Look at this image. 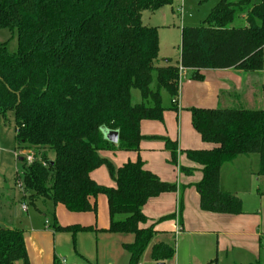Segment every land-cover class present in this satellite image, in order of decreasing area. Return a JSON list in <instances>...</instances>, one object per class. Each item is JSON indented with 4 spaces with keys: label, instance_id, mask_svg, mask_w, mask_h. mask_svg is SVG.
<instances>
[{
    "label": "trees",
    "instance_id": "1",
    "mask_svg": "<svg viewBox=\"0 0 264 264\" xmlns=\"http://www.w3.org/2000/svg\"><path fill=\"white\" fill-rule=\"evenodd\" d=\"M170 0H0V30L16 33V50L0 42V116L13 115L17 149L31 154L20 160L22 200L63 205L70 213L95 212L104 196L110 217L105 230L71 225L58 233L106 232L133 235L124 245L129 264H138L154 238L143 213L146 202L176 186L160 181L142 161L115 169L102 151L137 152L144 138L142 121L162 122L167 109L177 110L179 67L202 80V70L264 69V0H218L200 26L181 29L179 65L158 67V29L144 25L142 13H154ZM243 27H233L236 16ZM155 79V83L153 84ZM132 90L141 101L134 103ZM264 97V86L262 88ZM191 125L210 150L184 152L202 167L195 185L200 208L214 214H241V200L219 187L221 168L238 157L258 160L264 177V108H190ZM103 130L118 132V143L104 139ZM172 162L175 144L168 142ZM53 154V159L49 154ZM106 166L115 183L106 187L90 174ZM187 173V170L182 169ZM117 215L123 220H114ZM168 216L162 220L170 219ZM173 245L150 247V259L174 258ZM28 264L24 231L0 226V264Z\"/></svg>",
    "mask_w": 264,
    "mask_h": 264
},
{
    "label": "crops",
    "instance_id": "2",
    "mask_svg": "<svg viewBox=\"0 0 264 264\" xmlns=\"http://www.w3.org/2000/svg\"><path fill=\"white\" fill-rule=\"evenodd\" d=\"M160 11L162 13L163 8L151 13V15L155 16ZM147 26L156 27L154 23H149ZM159 34L158 30V40H160ZM159 60L163 61L161 58ZM168 62V59H166L163 61L164 64L160 63L158 67L171 65ZM178 65L179 62L176 66ZM198 75L201 76L202 80H192L191 72L189 71H184L182 74L179 81L176 111L167 109L169 106H164L166 110L163 113L162 122L142 121L140 123V133L144 138L141 140L137 152L121 151L114 153L102 151L99 155L107 160L115 169L127 162L140 160L143 162L144 168L154 174L160 181L176 186L174 192L164 193L158 197L149 199L142 209L147 222L140 225L139 228L145 229L153 226L155 231L150 247L158 243L173 245L175 254L171 260L172 264H209L213 261L215 264H225L221 259L218 260L216 257H212L213 250L211 248H206L200 252L203 258L201 260L200 257V261H196V256H193V252L187 253V261L181 260L179 254L182 251L179 247L180 241L187 239L190 234L184 231V226L190 223L200 228L204 224H209L212 226V230H218L216 233L217 242L220 241V235L234 238L237 241L240 238L239 234H249V241L243 240V244L238 247L253 255L255 254L253 240L255 238L261 239L262 236L258 227L259 220L256 223H251V230L249 231L248 227L244 233L239 230L240 228L233 225V221L237 219L234 217L242 213L238 215L214 214L201 210L200 195L195 185L202 179V167L190 161L184 152L187 150H210L214 145L203 143L200 136L193 130L189 109L229 108V106L236 104L241 107L246 105L251 106L248 109H255L253 106L256 105L261 109L264 108V97L262 95L264 69L259 72H243L235 69L202 70L198 72ZM168 142L175 144V162H172L171 153L167 146ZM49 158L53 159V155H49ZM244 158L248 161L251 159L250 157ZM238 159L240 158L238 157L230 164L232 165ZM224 166L221 168L219 174L220 189L223 186L222 169ZM99 169L101 168L94 170L90 174V178L99 185L114 187V181H110L106 177L105 172ZM182 169L187 170V173L182 171ZM257 171L258 160L257 168L251 173L256 176L258 184H264V177L257 176ZM257 194H260V196L264 195L263 192H259V189ZM234 196L238 197L237 195ZM95 203V212L70 213L63 205L52 206L49 201L37 200L34 206H32L35 211L34 214H30L28 208H26V211L22 210L26 218L19 220L18 226L20 227L9 225L6 228H17L24 231V245L28 264H56L60 259L56 252L58 241L61 235L65 233L55 232L53 225L50 229L49 221L43 212L44 209H48L47 205L49 206V210L52 209L54 215L53 224L55 222L58 226H91L97 230H105L108 228L110 222L106 198L100 195L96 198ZM37 206L43 208H37ZM11 216L17 217L15 210L12 211ZM168 216L172 217L160 221ZM123 218V216L117 215L114 217V220H123ZM177 228L182 231L178 236ZM193 233L201 235L202 230L197 229ZM67 234L71 237V243L76 250L77 258L80 261H84L85 264H129V254L123 246L133 242V235L110 234L99 231L78 232L74 236L70 233ZM86 235H93L95 237V242L93 241L97 247L95 255L94 253L89 254L87 247L84 246L87 241L85 238L89 239ZM258 242L260 244V240ZM88 244L90 243L88 242ZM182 247L185 248V245ZM156 264H166V262Z\"/></svg>",
    "mask_w": 264,
    "mask_h": 264
},
{
    "label": "rangeland",
    "instance_id": "3",
    "mask_svg": "<svg viewBox=\"0 0 264 264\" xmlns=\"http://www.w3.org/2000/svg\"><path fill=\"white\" fill-rule=\"evenodd\" d=\"M218 0H170V5L163 7V12L157 13L153 16L150 12L142 13V22L144 25L154 23L156 28L160 32L159 40V57L158 64L163 63L168 59L172 66H176L179 62L180 46H181V29L183 27L200 26L204 20L208 17L210 11L217 4ZM181 8L182 12H176V9ZM244 17L242 15L236 16L233 23V27H243ZM0 42H7L8 50L13 52L16 50V33L7 29L0 30ZM163 59L159 60V59ZM164 64V63H163ZM155 83V79L153 84ZM263 95V94H262ZM131 98L134 103L141 101L140 94L137 90H132ZM161 102L163 106H170V97L166 92L161 94ZM257 102V101H256ZM257 104V103H256ZM241 106L231 105L229 108H239ZM251 106H243V108H249ZM255 109H261L259 106H253ZM121 152V151H110ZM49 155H53L50 153ZM29 154L26 151L17 149V144L14 139V122L13 115L7 114V120H4L0 116V226L6 227L9 225L18 226L19 220L26 218L25 213L22 211V205L28 208L30 214H34V208L30 206L27 201L22 200V194L19 189V185L15 183L16 173L20 172L21 161L28 162ZM235 163L225 165L222 169V182L223 186L221 191L230 195H237L241 199V215L236 221H233V225L240 228L241 232H246L248 227L251 230V223H256L259 220V231L262 234L261 239L255 238L254 252L255 254H249L243 251L238 246L243 244V240L249 241V234H239L237 241L234 238H230L225 235H220L217 242L216 233L218 230L213 229L209 224H204L198 228L195 224L187 223L184 227V231H187L189 236L185 240H181L179 247L182 249L180 258L183 261H187V253L193 252V256H196V261L203 259L200 252L206 248L213 250L212 257H216L218 260H222L225 264H264V195L257 194L258 189L260 193H264V184L256 182V176L251 172L257 168L256 157H250L246 160L244 157H239ZM101 169L105 172L106 177L113 181L111 174L106 166H101ZM51 204V203H50ZM52 205V204H51ZM53 206V205H52ZM44 209L45 217L49 221L50 229L53 225L54 215L52 209ZM37 208H43L37 206ZM15 210L17 217H12V211ZM258 218V219H257ZM44 220V218H42ZM41 219V220H42ZM245 229H244V228ZM197 229L202 230V234L198 235L193 233ZM211 229V230H209ZM182 231L177 228V236ZM212 233V234H211ZM222 233V232H220ZM88 236V235H86ZM85 238L87 251L89 254L95 255L97 251L95 237L88 236ZM233 237V236H232ZM91 238V240H90ZM260 240V244L258 240ZM177 241V240H176ZM88 242L90 244H88ZM177 244V246H178ZM185 245V248L182 246ZM96 247V248H95ZM150 247V246H149ZM149 247L141 255L138 264H156L150 259ZM57 254L60 258H65L69 264H85L84 261H80L77 258L76 250L71 243V237L69 234H62L57 245ZM180 260V261H181ZM77 261V262H76ZM166 264H172V261H167ZM209 264H215L211 262Z\"/></svg>",
    "mask_w": 264,
    "mask_h": 264
},
{
    "label": "water",
    "instance_id": "4",
    "mask_svg": "<svg viewBox=\"0 0 264 264\" xmlns=\"http://www.w3.org/2000/svg\"><path fill=\"white\" fill-rule=\"evenodd\" d=\"M102 133H103L104 139L108 141L109 143L111 144L118 143V132L110 131V130H103Z\"/></svg>",
    "mask_w": 264,
    "mask_h": 264
},
{
    "label": "built area",
    "instance_id": "5",
    "mask_svg": "<svg viewBox=\"0 0 264 264\" xmlns=\"http://www.w3.org/2000/svg\"><path fill=\"white\" fill-rule=\"evenodd\" d=\"M176 12H182V9L181 8H177L176 9ZM179 77L181 78V76H182V74L184 73V71H186L185 69H182L181 67H179ZM32 161V158H31V156L29 157L28 156V162H31ZM22 210L23 211H26V206L25 205H22ZM46 225H47V223H46ZM56 264H69L68 263V261L66 260V259H64V258H60L58 261H57V263Z\"/></svg>",
    "mask_w": 264,
    "mask_h": 264
}]
</instances>
